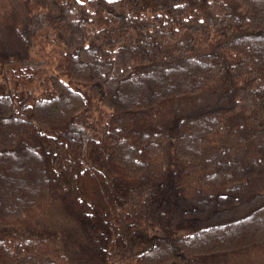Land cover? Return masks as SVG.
<instances>
[{
    "label": "trees",
    "instance_id": "obj_1",
    "mask_svg": "<svg viewBox=\"0 0 264 264\" xmlns=\"http://www.w3.org/2000/svg\"><path fill=\"white\" fill-rule=\"evenodd\" d=\"M139 243L264 264V0H0V264Z\"/></svg>",
    "mask_w": 264,
    "mask_h": 264
},
{
    "label": "rangeland",
    "instance_id": "obj_2",
    "mask_svg": "<svg viewBox=\"0 0 264 264\" xmlns=\"http://www.w3.org/2000/svg\"><path fill=\"white\" fill-rule=\"evenodd\" d=\"M39 46H36L34 47V52L37 53V58H39L38 56H41L42 57V51H40L41 49L38 48ZM50 51V52H49ZM47 54H45L43 57L45 58V63H42L39 67L38 64H35V67L39 70H37V76L40 75V76H44L46 73H48L49 69H50V63L52 62V57H51V53L53 51L49 50ZM39 73V74H38ZM38 80H36L37 82ZM34 82V84L31 85V87H37V83ZM30 87V86H28ZM38 89V88H37ZM143 244L142 243H139V244H136V245H133L130 247V249H128L126 252L124 253H121L120 256L117 257L118 260H120V263L119 264H135L131 257L133 254H136L138 252H140L143 248Z\"/></svg>",
    "mask_w": 264,
    "mask_h": 264
}]
</instances>
